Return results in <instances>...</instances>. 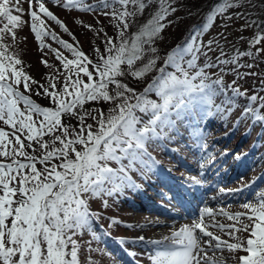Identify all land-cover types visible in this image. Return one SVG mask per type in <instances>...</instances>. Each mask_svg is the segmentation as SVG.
I'll return each instance as SVG.
<instances>
[{
	"label": "snow or ice",
	"instance_id": "obj_1",
	"mask_svg": "<svg viewBox=\"0 0 264 264\" xmlns=\"http://www.w3.org/2000/svg\"><path fill=\"white\" fill-rule=\"evenodd\" d=\"M23 3H27V9ZM49 4L69 15L72 9L90 13L99 9V14L116 22V39L104 33V51L94 48L93 61ZM251 4L252 0H213L183 41L167 51L161 61L154 45L174 23L170 17L177 9L172 0H0V122L8 128L0 127V264H81L82 242L76 237L91 232L92 239H99L92 229V221L98 217L90 212L89 199L98 198L108 206L105 197L139 190L131 173L143 175L159 163L148 147L163 138L173 139L196 104L228 115L238 106V99L244 98L247 103L234 126L244 118H250L252 126H264V96L248 95L247 90L236 86V80L225 86L223 79L225 72L239 79L256 76L255 72H241L242 68L254 67V63H241V58L255 61L264 57V19L247 18ZM143 13L148 14L146 22L128 35ZM25 15L28 20L23 19ZM94 18L98 20V15ZM233 19H244L243 27L255 28L248 49L236 50L231 56L220 49L214 63L205 60L201 64V57H207L219 44L215 38L205 42L203 37L218 20L222 28H227ZM76 23L87 30L93 28L80 20ZM23 25L30 27L38 44L42 67H54L45 59L47 51L63 67L64 71L57 70L56 75L45 72L46 83L35 79L29 73L30 65L10 52L11 46L4 42L6 36L15 41V30ZM53 25L76 41L75 45L63 39ZM46 39L61 45L73 58L46 43ZM213 67L221 75H209L207 70ZM128 77L136 85L144 81L145 86L138 89L131 81L126 82ZM110 86H114V94ZM226 88L231 89V95ZM33 94L48 100L49 106H41ZM218 96L225 97L220 104L215 103ZM88 102L114 106L105 114L98 108L84 110ZM65 117L75 119L77 124L65 123ZM88 118L94 124L86 123ZM37 152L39 155L34 154ZM234 158L243 159L240 154ZM112 162L117 167H112ZM186 180L190 182L188 187L205 182L199 176ZM242 207L248 211L224 213L237 222L230 225L216 223L214 210L203 208L198 220L172 230L163 240L150 241L159 250L148 256L149 264H227L216 255L225 249L245 253L235 257L236 264H264V191L256 194L255 203L245 202ZM206 216L212 217L211 225L205 223ZM244 218L248 223H243ZM112 223L120 221L113 218ZM209 227L222 231L227 228L234 242L215 235ZM236 233L248 235L242 238ZM144 239L140 236L131 243ZM118 242L129 243L123 238ZM86 243L89 252L96 251L91 241ZM107 255L113 264H121L113 253Z\"/></svg>",
	"mask_w": 264,
	"mask_h": 264
},
{
	"label": "rangeland",
	"instance_id": "obj_2",
	"mask_svg": "<svg viewBox=\"0 0 264 264\" xmlns=\"http://www.w3.org/2000/svg\"><path fill=\"white\" fill-rule=\"evenodd\" d=\"M194 1L199 4H203L206 1H211V3L213 2V0ZM84 2L97 3L98 0H84ZM189 2H192V0H172L173 6L177 9V11L170 18L181 13L179 7ZM22 6L25 9H27L28 7L27 3H23ZM49 7L60 19L66 22L70 31L75 34L76 41L79 42L80 49L89 56L91 51H94V48H101V45L105 38L104 33L111 37V31L107 27L108 23L106 22L107 25L106 23H104V20L106 19L107 21L108 18L103 16L102 14H99V9L91 13L72 9L71 14L69 15L67 11L56 8L51 4H49ZM184 8L185 7H182V9ZM244 11V9H241L242 13H244ZM97 15L98 20L94 18ZM246 16L249 19H264V0H252V4L248 8ZM23 19L28 20L27 15H25ZM77 20L82 21L83 24H91L93 26L92 30L83 28L82 25L76 23ZM228 23L230 25L229 27L222 28L220 26V21L218 20L217 22H215L214 27L211 28L209 32L203 37L205 42L209 38H215L217 41H219V44L214 45L213 50L209 53V55L207 57L202 56L201 60L218 56L220 49H223V51L229 56L234 54L236 50L244 51L248 49V41L254 35L255 28L243 27L245 23L244 19H233ZM172 26L167 28L159 39H162L167 33H170ZM53 27L63 39L68 40L70 43H73L75 45L76 41H73L67 33H63L62 30L58 28V26L53 25ZM101 30L103 31L101 32ZM15 31L17 37L16 40L13 41L11 36H6L4 42L11 46L10 52L18 54L26 65H30L28 69L29 73L35 79L39 80L41 83H46V80L44 79L45 72H50L53 75H56L57 70L60 71L61 69H63L61 63L55 59L54 54L47 50L45 59H48L49 63L54 65V67L51 69H45L42 67V65L40 64L38 44L34 40V37L30 32V27L28 25H23ZM98 32L101 33L99 36L96 35V33ZM46 43H50L52 44V47L58 48L69 59L73 58L71 53L64 49L61 45L52 42L50 39H46ZM240 62L254 63L253 68H242L241 72L245 74L249 72H255L257 73V75H244L243 79H239L233 74L225 72L223 74L224 84L232 83L233 80H236V82H238L239 84L246 86L245 90H247V94L248 90H251L250 93L259 91V95L264 96V87L261 86V81H264V57L255 61H253L249 57H243L241 58ZM209 75L215 78L216 76H219L221 74L220 72L212 71V73H209ZM222 100L223 98L221 97L215 98V103L220 104ZM203 105L204 104H196L188 112L187 118L179 127L180 132L178 131L173 139L169 140L167 138H164L165 141L164 143L162 142L163 144L161 143V145L157 146L155 144L156 147L153 148L155 158L158 159V161L162 163V165L165 164L167 166L168 173H172L174 176L179 175V177L176 178L178 182H175L174 178L168 183H173L178 188L181 185L182 187H184V189H188L190 191L200 190L199 192L202 194V197L200 200H196L197 205L195 208V213L192 212L190 215L187 214V216L182 217V215L186 213V210L177 202L176 198H173L172 195L169 194V197H165V199L163 197V199L156 198L160 203H162V205L156 204V206L151 208V206L149 207L148 205L142 204L137 208L131 209L130 207H128V198H125L126 195L122 192L121 198H108V207L109 211L111 212V214H107L109 215V217L104 216L102 219V217L98 216V218L102 220L103 224H107L108 228L115 234L118 241L119 239L117 236L121 235L129 237L133 240L140 236L145 237L144 241L137 240V242L139 243L137 245L141 246L140 248L137 247L135 243L129 242L123 244L124 248L122 249L120 247V243L110 235L112 237V243H115L116 247L119 249L118 254L120 255L117 260L120 261L121 264H136L137 261L141 264H149L148 256L155 250H159V246L151 243L150 241L163 240V237L170 236L172 230L179 229L185 224H191L193 221L198 220L200 211L205 207L214 210L216 223L224 225L237 223L234 220H230L227 215H224V213L235 214L237 212L243 213L248 211L244 209L242 205L245 202L255 203L256 194L260 191H264V135H262L260 129L258 131L256 129L249 132L247 131V134L250 135L249 138L251 137V139L250 141L249 139H247V141L242 144L239 142L240 139L242 140V137L240 136V138H238L239 135L237 137L231 136V133H229L230 129L225 127V121L228 117L233 115V120L237 121V118L241 116V105L238 104L234 111H232L228 115H221L217 113L214 108L211 111H208V106ZM205 113L215 114L214 116H212L214 118L210 117L209 115L208 118L207 114ZM206 117L208 118V120L211 118L215 119L214 124L212 123L211 125L207 126L208 130L205 129L206 127L198 129L201 124H203ZM219 118L222 121H220ZM243 120L247 125L252 124V120L246 121V119H241L239 120V122H242ZM205 125L207 124L205 123ZM213 126L216 127L210 132L209 128ZM0 127H5V129L8 130L7 126H4L2 122H0ZM183 133L186 134L191 141H193L192 150H189L191 148H189L188 145L184 144L183 140L180 138ZM257 133L261 134V147H258V144H256L255 147L252 146L254 145V139ZM205 144L208 145V147L204 149L203 145ZM175 151L177 153H181V155H183L182 158L187 159L195 169L193 168V170H190V172L184 170L185 168L182 167V164L179 163V158L178 156H176ZM225 152L227 153V155H225ZM236 154H240L243 159L240 161L235 160L234 157ZM174 157H176V163H169V160H165V158L174 159ZM213 157L215 158L214 162ZM157 167L159 166L153 167L150 171H145L148 173H152V171H154ZM192 176H199L205 182L201 186L188 187L187 184L190 182L187 181L186 178ZM138 177V173H131V178H137V180H139ZM241 177H243V179H241ZM156 180V178H153L154 183L152 185L148 184L147 186L144 185L142 189L139 188L140 192H137L138 194L136 195H133L134 190L128 191L129 194H132L131 198H135L136 200L144 199L148 203L150 201H154L153 196L154 198L155 196L157 197V191H162L164 187H166L163 184L161 185V187L155 186ZM150 183L152 182L150 181ZM245 184L249 186L241 188V186ZM153 187L156 188H154V191H151L150 189H152ZM237 188H241V190L231 192L227 191ZM220 189H225V191L221 192ZM182 199L183 198H181V200ZM90 200L92 201V198H90L89 201ZM94 201L96 202L95 203L92 201L94 207L100 209L105 208L100 199L94 197ZM190 204H192V202H190ZM103 211L107 212L106 210ZM166 214L168 217L165 216ZM113 218L120 221V223L113 224ZM205 223L211 225L213 223L212 217L206 216ZM243 223H248L246 218L243 219ZM129 224L137 225V227L129 228L127 227V225ZM237 226L239 227L240 225L237 224ZM209 230L212 231L215 235L220 236L224 240L234 242L228 236L227 228L222 231L217 227H209ZM96 234L99 236L98 240L92 239L91 232H85L83 236L76 237L82 242V249L80 252L81 264H113L112 259L107 255L108 252H113L111 249L109 250L107 248L106 244L103 243V239L105 237L101 232H97ZM236 235H240L242 238H246L248 234L236 233ZM203 238L207 239V237ZM88 241H91V247L92 249H96V251H88V245L86 243ZM106 242L108 241L106 240ZM134 245L138 249L135 248ZM129 252H134L136 253V255H129ZM244 254L245 253L243 251L229 252L226 249L223 252L216 253L217 257L222 260H226L227 264H236L235 257ZM209 255H212V253L209 252ZM89 257H91V260H89Z\"/></svg>",
	"mask_w": 264,
	"mask_h": 264
},
{
	"label": "trees",
	"instance_id": "obj_3",
	"mask_svg": "<svg viewBox=\"0 0 264 264\" xmlns=\"http://www.w3.org/2000/svg\"><path fill=\"white\" fill-rule=\"evenodd\" d=\"M210 3H211V1H206L203 4H199V3L195 2L194 0H192V2L185 3L184 5L179 7L181 13H179V14L175 15L174 17H172L174 23H173L172 29L170 30V33H167L162 38L163 40L162 39H158L156 44L154 45L158 49V55L161 57V61H162V59L164 57V54L167 51L171 50L176 44L181 43L183 41L184 37L188 34L189 28L193 24H196V23H198L200 21L201 14L204 11L207 10V7H208V5ZM182 7H185V8L182 9ZM188 10H190V11H188ZM189 13H191V15H189ZM147 18H148V14L147 13L140 14L139 17L136 20V24H134V25H132L130 27V29L128 31V35H130L133 32H136L138 30L137 26L139 24H142V23L146 22ZM106 22L108 23V25H107ZM104 23H106L108 29L111 31V37H113V39L115 40L116 36H117L116 22L115 21L110 22V19L108 18L107 21H106V19L104 20ZM145 47H147V46H145ZM100 50H101V52L104 51V43H102ZM148 55H149L148 53L145 54L146 57ZM90 56H89V58L93 59V61L96 60V56H95V52L94 51L93 52L91 51ZM216 57L217 56H215L213 58L200 60V63L202 64L205 60H207V62H209V63H214ZM145 62H146V60H145ZM159 62L160 61H158V63ZM137 64H140V62L138 61ZM89 67H90V70H91V65H89ZM60 71L62 72L64 70L61 69ZM207 71H208V73H212V71L213 72H216V71L219 72V69L216 68V67H213L211 69H208ZM149 79H150V77H149ZM127 81H131V77H128L126 82ZM131 82H132L133 86H137L138 89H142V87L145 86V82L144 81H141L139 85H136L135 81H131ZM229 84H231V83L224 84V85L227 86ZM236 86L240 87L241 91H244L245 87H246L244 85L239 84L238 82H236ZM113 89H114V86H110V93L111 94H114V92L112 91ZM226 91H227L228 95H231V89L226 88ZM250 91L251 90H248V94L249 95H252L254 93H258L259 94V91H256L254 93H250ZM218 97H223V96H218ZM218 97H216V98H218ZM32 98L34 100H36L38 103L42 102V103H40L41 106H49L48 100H46L43 97H37V96H35V94H33ZM223 98L225 99V97H223ZM246 103H247L246 99H244V98H239L238 99V104L241 105L242 111H243V107L245 106ZM113 106H114L113 104L106 103V102H98V103L88 102V103H86L84 105V110L91 111L92 109L98 108V109H102L105 112V114H107L108 109L110 107H113ZM262 111H264V110H262ZM93 114L95 115L96 113H93ZM64 122L67 123V124H71L73 126H75L77 124V121L75 119L69 120L66 117L64 118ZM86 123L94 124V121L91 118H88V119H86ZM227 123H229V124L232 123L230 118L227 120ZM236 125H237V123H236ZM233 126H234V124H233ZM245 128L246 127L244 125H242V123L238 124V126H234V128L232 129L231 133L233 134V133H237V132L238 133L243 132V129H245ZM45 139L50 140L51 137H45ZM184 141H186V142L189 141L190 142V140H188V139H185ZM57 146H59V145L57 144ZM34 154L39 155V152L34 153ZM111 166L112 167H117L115 162H112ZM37 167H41V166L38 164ZM144 177H145V179H149L150 177H153V176L146 175ZM138 182L141 183V180H138ZM93 202H95V201H93Z\"/></svg>",
	"mask_w": 264,
	"mask_h": 264
}]
</instances>
